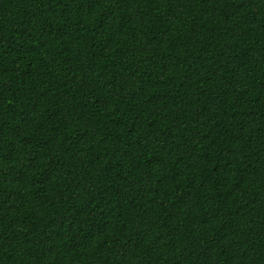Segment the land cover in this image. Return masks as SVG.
I'll list each match as a JSON object with an SVG mask.
<instances>
[{"label": "trees", "instance_id": "1", "mask_svg": "<svg viewBox=\"0 0 264 264\" xmlns=\"http://www.w3.org/2000/svg\"><path fill=\"white\" fill-rule=\"evenodd\" d=\"M0 264H264V0H0Z\"/></svg>", "mask_w": 264, "mask_h": 264}]
</instances>
